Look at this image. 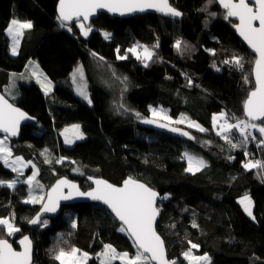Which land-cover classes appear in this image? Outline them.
Masks as SVG:
<instances>
[{
  "label": "trees",
  "instance_id": "trees-1",
  "mask_svg": "<svg viewBox=\"0 0 264 264\" xmlns=\"http://www.w3.org/2000/svg\"><path fill=\"white\" fill-rule=\"evenodd\" d=\"M58 1L0 0V90L12 72L23 71L33 59L57 83L55 87L73 94L70 72L82 63L91 103H72L56 92L45 93L35 81L20 84V97L13 103L37 121L24 125L20 136L11 139L15 152L41 165L38 178L46 182V188L62 175L78 179L82 188L90 186L85 174L115 184L128 176L146 182L160 193L157 231L175 264H188L183 253L189 249L196 256L207 254L210 264H264V171L243 167L248 151L264 159V145L258 144L264 137L252 129L258 136L256 141L249 138L243 143L235 129L228 134L229 139L243 146L233 148L213 134L212 118L225 105H233L228 110L234 118H245L244 101L255 83L251 68L256 58L237 36L234 20L222 16L223 8L216 0H170L183 13L181 19L157 14L120 18L100 13L90 24V35L84 37L75 21L60 26L56 19ZM12 19L31 21L33 25L22 34L17 55L9 52L5 33ZM104 32L111 38L106 39ZM177 40L182 46L186 44L183 54L175 48ZM137 42L158 45L147 67L126 55ZM234 54L244 57L247 74L233 64L223 63ZM119 55L126 58L118 59ZM91 57H103L128 75L126 82L120 79L125 88L121 112L113 92L91 71ZM160 105L168 109L170 116L186 115L208 131L182 125L191 134L177 137L140 126V117L135 113L146 117L150 106ZM69 124L81 125L85 138L67 146L59 133ZM214 141L216 150L212 147L216 146ZM219 141L229 148L224 149ZM254 144L259 145L258 149ZM45 150L50 158L43 155ZM185 151L205 158L206 167L195 173L186 171ZM57 157L65 160L57 163ZM46 159L51 162L46 163ZM15 177L19 176L0 161V181ZM28 194L29 188L23 184L14 189L0 185V218L12 219L14 213L20 229L9 236L0 226V239H8L17 247L16 240L29 234L34 242L33 264H60L55 259L60 249L89 251L92 256L86 264H102L98 253L106 244L119 252L136 251L127 233L119 231L122 224L100 202L65 205L57 218L46 220V226H29L40 205L25 203ZM246 194L253 199L255 220L238 200ZM192 244L199 247L192 248ZM112 264L123 263L115 260Z\"/></svg>",
  "mask_w": 264,
  "mask_h": 264
},
{
  "label": "snow or ice",
  "instance_id": "snow-or-ice-1",
  "mask_svg": "<svg viewBox=\"0 0 264 264\" xmlns=\"http://www.w3.org/2000/svg\"><path fill=\"white\" fill-rule=\"evenodd\" d=\"M213 0H209L212 3ZM217 2L226 10L225 19L235 17L238 19V23L234 25L239 35L247 42L249 47L256 54L257 58L254 61V75L255 83L254 89L249 93L247 99L244 101V113L248 118L246 120H236V123H228L227 114L221 112L219 115L213 116V127H218L216 135L221 136L231 147L243 146L249 138L255 139L252 135L251 130L257 129L259 134L264 137V0H217ZM148 9H155L159 12L165 13L173 17H179L182 13L176 8L172 7L169 0H59V14L57 20L60 22L61 27H67V23L76 19L79 21L78 27L81 29L82 35L87 37L93 30L92 26L85 25V21H88L98 10H107L111 13H118L120 15L131 14L135 12H144ZM206 11V8L203 9ZM210 15H215L211 13ZM32 23L25 22L20 23L17 20H12L11 25L7 29V32L12 36L13 39V54L16 53V44L18 43L19 37L22 35L23 29H31ZM70 31V29H69ZM104 37L111 38V34L108 32L103 33ZM137 47H143V53L137 52ZM155 47H158L156 45ZM184 47L182 41L177 40L175 43L176 50L183 54ZM119 49H117V52ZM135 54L138 60L144 63V66H148V61L153 59L155 53L151 51L148 46L137 45L127 50ZM93 55H97L93 53ZM118 59H125V56H118ZM103 60V57H99ZM224 64H233L234 66L243 69L244 57L234 54L231 60L223 61ZM215 66V65H214ZM77 71H80L78 69ZM75 78V74H74ZM127 81V77L123 78ZM245 83L249 82L247 76L244 77ZM51 82L48 84H42L45 93L50 91ZM189 86H191V79L189 78ZM79 94L91 103L88 98L86 90L83 88L77 89ZM150 111L153 116H160L161 119L170 120V117L163 115L165 109L153 108L150 106ZM139 118L140 113H135ZM31 119L26 113L20 109L13 107L9 104L3 96H0V131L7 133L10 136H16L18 134L19 124L21 120ZM187 118L183 115L175 123H184ZM223 120V123L220 121ZM261 121V124L254 123L253 121ZM145 123L157 124L158 121L155 119H146ZM162 128H168L169 124H159ZM189 127L196 128L200 132L208 131L196 122H190ZM232 129H236L243 138L241 145L232 144L229 139V133ZM72 130L74 138H69L67 135L68 129H65V142L72 144L77 139H83V133L80 132L79 125H73ZM171 131L180 132L184 136L190 134L181 129L172 127ZM194 139V137H192ZM8 137L5 136L4 140H0V159L8 167H12L13 171L19 172L20 169L13 167V164H21L22 157H17L13 164H9V157L12 155L11 149L7 147L6 141ZM259 145H264V139L258 141ZM47 150H45V153ZM184 158H187L188 167L186 171L195 173L201 171L202 168L206 167V162L201 158H196L188 153L184 154ZM63 157L58 159L57 163L63 162ZM232 159V157H229ZM46 163L51 161L45 160ZM74 163V162H73ZM23 166V165H22ZM34 167V166H33ZM245 169H256L264 168V163L261 161H255L254 163L249 161L243 165ZM78 170V169H77ZM38 171V170H37ZM36 176V172L28 178L26 181L28 184H32ZM89 180L92 177L88 178ZM17 181H0V185H6L11 188H15ZM95 188L91 191L82 192L77 184L68 181L67 179H60L56 185L52 187L51 192L48 194L47 203H43L44 197H29L26 202L30 203H43V212H55L59 207L61 200H70L74 196L78 197H90L92 200L101 201L106 204L111 211L115 214V218H118L122 222V226L119 229L121 232L127 233L133 242L136 249L134 255H130L128 252H117V250L111 245H104V250L100 253L103 257L102 264H112L115 260L123 261V264H150L155 261L156 264H175V261H169L166 258L164 241L155 231V221L159 214V209L155 206L158 193L147 185L134 180L132 177H128L122 183V186H116L110 184L106 180L96 179L94 181ZM37 187L40 185L37 183ZM68 188V194L63 193V189ZM55 194V195H53ZM165 199L167 197H164ZM240 203L244 206L245 212L255 220V216L252 211L251 198L245 196L241 199ZM14 213L12 219L0 218V226L6 228L9 236L20 229L15 227ZM31 224H41L42 226L47 225V221H42L38 214L34 219L30 220ZM195 226V225H194ZM72 227H76V222H72ZM22 245V251H16L12 244L7 239H0V264H31L32 248L31 240L29 237L24 238L19 242ZM191 244V241H189ZM192 248H198L199 245L192 244ZM184 257L193 261V264H200L201 261L204 264H209V257L207 254L199 257H192L191 249L188 252L183 253ZM87 252H81L78 248H72L70 252H65L60 249L55 254V259L60 261V264H86L89 259Z\"/></svg>",
  "mask_w": 264,
  "mask_h": 264
},
{
  "label": "rangeland",
  "instance_id": "rangeland-1",
  "mask_svg": "<svg viewBox=\"0 0 264 264\" xmlns=\"http://www.w3.org/2000/svg\"><path fill=\"white\" fill-rule=\"evenodd\" d=\"M110 15V14H109ZM226 15V10H224L223 9V11H222V16H225ZM112 16V15H111ZM230 19V18H229ZM12 20H14V19H12ZM11 20V21H12ZM15 20H17V19H15ZM230 20H234V19H230ZM17 21H19L20 23H25V22H29V21H26V20H17ZM31 22V21H30ZM32 23V22H31ZM75 23L78 25L79 24V21H75ZM234 24H235V20H234ZM11 25V22H10V24H9V26ZM9 26H8V28H9ZM87 26V25H86ZM234 26V25H233ZM7 28V29H8ZM7 29H6V35L8 36V38H9V52L12 54V55H17L18 54V52H19V48H20V44H21V39H22V35L19 37V40H18V43L16 44V49H17V51H16V53L15 54H13V51H12V48H13V39H12V36L7 32ZM70 28L68 27V30H69ZM78 29L81 31V29L78 27ZM22 31V34L24 33V31H25V29H23V30H21ZM70 31H71V29H70ZM82 33V32H81ZM91 33V32H90ZM90 33H89V35H90ZM88 35V36H89ZM137 45H140V46H144V45H146V46H148V48L151 50V51H155L156 52V47L153 45V47L151 46V45H149V44H144V43H141V42H137L136 43V45H134L133 47H135V46H137ZM132 47V48H133ZM137 52H140L141 54L143 53V47H137ZM154 52V53H155ZM127 54H129V55H132L134 58H136V56H135V54H133L132 52H126V55ZM254 55V54H253ZM120 56V55H119ZM254 57L256 58V55H254ZM92 58V63H93V66L91 67V71L92 72H94V73H96L97 74V76L98 77H100V80H101V82H102V84L104 85V86H106L107 88H109L112 92H113V94L115 95V101H116V106H118V111L119 112H121V110L123 109V107H122V97H121V94H122V92H124L125 91V88L122 86L123 84L120 82V79H122V82L124 83V82H126V81H124L123 80V78L124 77H127V79H128V75L127 74H123L121 71H119V69L115 66V65H113L112 66V64L111 63H109V62H107V61H105V60H101V59H97V58H95V57H91ZM142 62V61H141ZM254 62V61H253ZM28 65H26L25 66V68L23 69V71H21V72H12L11 74H10V78H9V81H8V83L7 84H5L4 86H3V88H2V92H3V94L4 95H6V97L9 99V100H11L12 102H17L18 101V99H19V97H20V94H21V89H20V84H24V83H27V84H29V83H31V81H35V82H37L41 87H42V84H44V85H46V84H48V82L50 81L51 82V85H50V91L49 92H47V93H51V92H56L58 95H59V97L60 98H63V99H65V100H67V101H69V102H72V103H77L78 102V100H80V101H83L84 103H86L87 104V106H90V103L88 102V100H86V99H84V97L83 96H81L80 94H79V92H78V88H83L84 90H86V92H87V95H88V98L90 99V92H89V83H88V79H87V76H86V71H85V69H84V66H83V64L82 63H79L78 65H76L74 68H73V70H72V72H70V81H72V87H73V94H69L65 89H63V88H61V87H55V84L57 85V83H53V81L49 78L50 76H48L47 75V73L44 71V69L39 65V63L36 61V60H33V59H30L29 61H28ZM143 63V62H142ZM253 66H254V63H253ZM253 66H252V68H253ZM251 68V69H252ZM78 69H80V71H77ZM241 70V69H240ZM243 73H244V75L245 74H247L245 71H246V69H242L241 70ZM74 74H75V78H74ZM252 77H253V69H252ZM255 82V81H254ZM42 89L44 90V87H42ZM124 90V91H123ZM45 92V91H44ZM123 96V95H122ZM151 107H153V108H157V109H160L161 107L163 108V109H165L166 111H165V113H163V115H166V116H168V117H170V120H164V119H161V117L160 116H153L152 115V113H151V111H150V113H149V116H146L147 118H154V119H156V120H161V121H163V122H165V123H169L171 126L172 125H174V126H176V127H179L180 129H181V131L183 132V131H186L185 129L186 128H181L180 126H182V125H186V126H188L189 127V124H190V122H193L194 120H191V119H189V117L188 116H184V117H186L187 119L185 120V122L184 123H175V121H177V120H179L181 117H173V116H170V114H169V111H168V109L167 108H165L164 106H162V105H160V106H151ZM232 110L233 109V105H225L224 107H223V109L221 110V111H219V112H217L216 113V115H219L221 112H224V113H226L227 114V117H228V123H230V124H234V123H236V120L237 119H239V120H241L240 118H234V116H235V114H233V113H231L229 110ZM123 112H126V111H123ZM244 116H245V114H244ZM145 116H143V115H141L140 116V120L142 121L144 118H146ZM248 119V118H247ZM243 120H246V118H244ZM195 122V121H194ZM224 121L223 120H221L220 121V123H223ZM141 123V122H140ZM27 124H30V123H27ZM26 125V124H25ZM73 125H78V124H69V125H67L66 127H64V129L62 130V131H60V133H59V136L62 138V140H63V143L65 144V145H67V146H69V145H73L74 143H76L77 141H81V140H83L84 138H85V134H84V132H83V130H82V127H81V125H79L80 126V132H82L83 133V139H77V140H75V142L74 143H72V144H67L66 142H65V129H68L69 131L67 132V135H68V137L69 138H74V133H73V130H72V126ZM179 125V126H178ZM141 126V125H140ZM144 128V127H143ZM190 129H193L192 127H189ZM148 129V128H147ZM215 130H216V132L219 130L218 129V127H215V129H213V134L214 135H216L215 134ZM233 130H235V129H232V131ZM255 130H257V129H255ZM156 131V130H155ZM231 131V132H232ZM258 131V130H257ZM156 132H159V131H156ZM162 132V131H161ZM161 132H159V133H161ZM163 133H165V132H163ZM169 134V133H168ZM169 135H171V134H169ZM172 135H174V134H172ZM5 136H7V135H4V134H1L0 133V140H4V138H5ZM174 136H177V137H181L182 136V134L181 135H174ZM8 137V139H7V141H6V144H7V147H9L10 149H11V153H12V155L9 157V164H13V162L16 160V158L17 157H22L23 159H22V162H21V164H13V167H16V168H19L20 169V171L19 172H17V171H13V168L12 167H8L5 163H4V161L2 160V159H0V161L1 162H3V164L8 168V169H10V170H12L17 176H19V177H15V178H13L12 180H10V181H13V180H15V181H17V183H16V185H15V187L17 186V185H19V184H23V185H26L28 188H29V194H28V196L27 197H25L24 198V202L25 203H28V204H33V203H30V202H26V201H28L29 200V197L30 196H32V197H41V196H43L44 197V200H45V197H46V192H47V190H48V188H46L47 187V185H46V182L43 180V179H39L38 178V172H39V170L41 171V165H39L38 163H36V162H33V161H28V160H26L24 157H23V155L22 154H19V153H16L15 152V148H14V146H13V143H12V140H11V138L9 137V136H7ZM218 137V136H217ZM258 137V136H257ZM257 137H255V139H251V141L253 140V141H256V139H257ZM251 138V137H250ZM219 140V139H218ZM210 142V141H209ZM218 143V142H217ZM223 143V142H222ZM220 141H219V144L221 145L222 144ZM214 144H216V141H214ZM255 145V147H256V149H258V147H259V145H257V144H254ZM222 147H224V149H228L229 147L226 145H221ZM213 147V149H217L218 148V146H217V144H216V146H212ZM15 152V153H14ZM185 153H188L189 155H191V156H193V157H196V158H201V159H203V161H205L206 162V159L205 158H203V157H201V156H199V155H197V154H193V153H191V152H189V151H185L184 152V154ZM43 155L46 157V156H48V154L47 153H43ZM245 156H246V160H247V162L246 163H248L249 161H251V162H255V161H261L262 163H264V159H263V156L261 155V154H255V153H252V151H248V152H246V154H245ZM49 157V156H48ZM50 158V157H49ZM61 157H57L55 160L57 161L58 159H60ZM37 159V158H36ZM35 159V160H36ZM183 159H185L186 160V162H187V158H184V156H183ZM47 160H50V159H47ZM65 160V158L63 159V161ZM43 163H44V161H43ZM46 164V163H45ZM23 165V166H22ZM187 165H188V162H187ZM32 166V168L30 169V173H27L28 172V168L29 167H31ZM34 166V167H33ZM188 167V166H187ZM38 170V171H37ZM256 170L259 172V171H264V168H256ZM34 172H36V176H35V179H34V181H33V183L32 184H28L26 181L28 180V178L30 177V176H32L33 175V173ZM23 175H25L26 177L24 178L23 177ZM85 175H88V174H85ZM20 176H21V178H20ZM63 176V175H62ZM66 176V175H65ZM60 177V176H59ZM58 177V178H59ZM38 178V179H37ZM57 179V178H56ZM55 179V180H56ZM72 179H74V178H72ZM54 180V181H55ZM74 180H77L79 183H80V181L78 180V179H74ZM46 181H50V180H46ZM53 181V182H54ZM5 182H8V181H5ZM52 182V181H51ZM50 182V183H51ZM53 182L51 183V185L53 184ZM37 183L40 185V187H37ZM11 188V187H10ZM12 189H14V188H12ZM245 196H248V197H250L248 194H246V195H243V196H240V198L238 199L239 201H241V199H243ZM251 198V197H250ZM43 200V201H44ZM251 201H252V211H253V215H254V210H253V208H254V202H253V199H251ZM35 204H39V205H41L42 203H35ZM243 206V205H242ZM243 208H244V206H243ZM5 218H8V219H10L9 217H5ZM48 218H43V220L42 221H46ZM12 222L14 223V225H15V227H17L16 226V224H15V221L14 220H12ZM18 228V227H17ZM15 248H18V247H15ZM79 249V248H78ZM81 250V252H87L88 254H89V257L91 258V256H92V253H90L89 251H86V250H82V249H80ZM103 251H101V252H99L98 253V256H99V258H100V260L102 261V259H103V257H101L100 256V253H102ZM117 252H119V251H117ZM135 253V252H134ZM134 253H129L130 255H134ZM191 255H192V257H199V256H204V255H199V256H196L192 251H191ZM89 258V259H90ZM89 259L87 260V262L89 261ZM86 262V263H87ZM210 262H211V258L209 259V264H210ZM122 263H123V261H122ZM150 264H151V262H150ZM188 264H193V261H191V260H189L188 261ZM200 264H204V262L203 261H201L200 262Z\"/></svg>",
  "mask_w": 264,
  "mask_h": 264
},
{
  "label": "water",
  "instance_id": "water-1",
  "mask_svg": "<svg viewBox=\"0 0 264 264\" xmlns=\"http://www.w3.org/2000/svg\"><path fill=\"white\" fill-rule=\"evenodd\" d=\"M217 1V0H216ZM249 2H250V0H249ZM169 3H170V5L173 7V5L171 4V1L169 0ZM218 3V2H217ZM218 5L219 6H221L219 3H218ZM222 7V6H221ZM223 8V7H222ZM178 10V9H177ZM225 10V9H224ZM180 11V10H179ZM181 12V11H180ZM100 13H106V14H110V15H112V16H115V17H120V18H124V17H132V16H134V15H145V14H157V15H160V16H162V17H165V18H172V19H181L182 18V16H183V13H182V15L181 16H179V17H173V16H170V15H167V14H165V13H162V12H159V11H157V10H155V9H148V10H146V11H144V12H135V13H131V14H125V15H120V14H118V13H111V12H108L107 10H98L92 17H90L89 18V20L88 21H85L84 23H85V25H89V24H91L92 23V21L95 19V18H97L98 17V15L100 14ZM59 14V1H58V5H57V15ZM230 19H234L235 20V24H237L239 21H238V19L237 18H235V17H232V18H230ZM72 21H76V19H73ZM71 21H69V22H66L67 24H69ZM234 24V25H235ZM234 27V26H233ZM235 28V27H234ZM235 31H236V34H237V36L242 40V42L246 45V47L247 48H249L251 51H252V53L254 54V55H256L254 52H253V50L249 47V45L247 44V42L239 35V33H238V31L236 30V28H235ZM256 58H257V56H256ZM253 80L255 81V75H254V66H253ZM254 89V88H253ZM252 89V90H253ZM251 90V91H252ZM0 96H3L4 97V99L5 100H7L8 101V103L9 104H12L13 105V107H15V108H18V109H20L22 112H24V113H26L27 114V116L28 117H30L31 119H24V120H21L20 121V124H19V129H18V134L16 135V136H10V135H8L7 133H4V132H2V131H0V133L1 134H4V135H7V136H9L11 139H16V138H18L19 136H20V134H21V128L25 125V124H27V123H36V119L35 118H33L32 116H30L24 109H22L19 105H17V104H15V103H13L11 100H9L3 93H2V91L0 90ZM247 99V98H246ZM245 118L247 119V117L245 116ZM146 119H154V118H144L142 121H141V123H140V125L142 126V127H144V128H148V129H152V130H156V131H159V132H165V133H169V134H174V135H181V133L180 132H173V131H171V128L172 127H176V126H174V125H170L169 123H166V124H169V127L168 128H162V127H160L159 126V124H161V123H165V122H163V121H161V120H157L158 121V123L157 124H149V123H145L144 121L146 120ZM156 120V119H155ZM254 123H257L258 124V122H261V121H259V120H257V121H253ZM176 128H179V127H176ZM180 129V128H179ZM186 130V129H185ZM186 132H188L189 134H191L189 131H187L186 130ZM89 177H92V179L91 180H89L88 178ZM129 177V176H128ZM128 177H126L125 179H127ZM60 179H67L68 181H71L72 183H75V184H77L78 186H79V188H80V191H82V192H87V191H91L93 188H95V183H94V181L96 180V179H101V180H106V179H104L103 177H101V176H97V175H90V174H88V175H85V179L90 183V187H88V188H86V189H84V188H82L81 187V185H80V183L77 181V180H74V179H72L71 177H69V176H65V175H63V176H60L59 178H57L54 182H53V184L52 185H50L49 186V188H48V190H47V197H48V194L51 192V190H52V187L54 186V185H56V183H57V181L58 180H60ZM124 179V180H125ZM134 179V178H133ZM123 180V181H124ZM134 180H137V179H134ZM106 181H108L110 184H113V185H116V186H122V183L121 184H115V183H112V182H110L109 180H106ZM137 181H139V180H137ZM140 183H143V184H145V185H147L149 188H151L146 182H143V181H139ZM152 189V188H151ZM153 190L155 191V192H157L154 188H153ZM63 193L65 194V195H67L68 194V188H64L63 189ZM159 195H158V197H157V199H156V207L159 209V201L161 200V196H160V193L159 192H157ZM53 195H55V194H53ZM47 197L45 198V200L43 201V203H47L48 201H47ZM93 202H100V203H102V204H104L103 202H101V201H95V200H92L90 197H78V196H74L72 199H70V200H61L60 201V203H59V207L57 208V210L55 211V212H43L42 211V207H43V203L40 205V207L38 208V210H37V212L34 214V216L30 219V220H32V219H34L38 214L40 215V218H41V220H43V218L45 217V218H50V219H52V218H57L61 213H62V210H63V207L65 206V205H69V206H72V205H75V204H77V203H93ZM105 206H107L106 204H104ZM108 207V206H107ZM109 208V207H108ZM110 209V208H109ZM110 211H111V209H110ZM112 212V211H111ZM113 213V212H112ZM113 215L115 216V214L113 213ZM160 209H159V214H158V216L156 217V221H155V225H154V227H155V231H156V233L161 237V239L164 241V239H163V237L158 233V231H157V223H158V221H159V219H160ZM121 224H122V222L118 219V218H116ZM28 225L29 226H36V225H38V224H31V223H29L28 222ZM24 236H27V237H29V239L31 240V242H32V244H31V248H32V256H31V264H33L34 263V242H33V240H32V238L30 237V235L29 234H26V235H23L22 237H20V238H18L17 240H16V246L18 247V248H15V246H14V244L11 242V241H9L8 239V241H9V243L10 244H12V247L16 250V251H22L23 250V248H22V245H20V241L24 238ZM164 248H165V253H166V258L171 262L172 260H170V258L168 257V247L166 246V244H165V241H164ZM152 264H156V262L155 261H152Z\"/></svg>",
  "mask_w": 264,
  "mask_h": 264
},
{
  "label": "bare ground",
  "instance_id": "bare-ground-1",
  "mask_svg": "<svg viewBox=\"0 0 264 264\" xmlns=\"http://www.w3.org/2000/svg\"><path fill=\"white\" fill-rule=\"evenodd\" d=\"M21 130H22V128H21ZM84 179H85V176H84ZM85 180H86V179H85ZM86 181H87V180H86ZM87 182H88V181H87ZM88 183H89V182H88ZM89 184H90V183H89ZM89 187H90V186H89ZM45 195H46V197H47V192H46V194H45ZM46 197H45V198H46Z\"/></svg>",
  "mask_w": 264,
  "mask_h": 264
},
{
  "label": "built area",
  "instance_id": "built-area-1",
  "mask_svg": "<svg viewBox=\"0 0 264 264\" xmlns=\"http://www.w3.org/2000/svg\"><path fill=\"white\" fill-rule=\"evenodd\" d=\"M251 132H252V130H251ZM252 135L254 136L253 132H252Z\"/></svg>",
  "mask_w": 264,
  "mask_h": 264
},
{
  "label": "clouds",
  "instance_id": "clouds-1",
  "mask_svg": "<svg viewBox=\"0 0 264 264\" xmlns=\"http://www.w3.org/2000/svg\"><path fill=\"white\" fill-rule=\"evenodd\" d=\"M84 189H86V188H84Z\"/></svg>",
  "mask_w": 264,
  "mask_h": 264
},
{
  "label": "crops",
  "instance_id": "crops-1",
  "mask_svg": "<svg viewBox=\"0 0 264 264\" xmlns=\"http://www.w3.org/2000/svg\"><path fill=\"white\" fill-rule=\"evenodd\" d=\"M196 129V128H195Z\"/></svg>",
  "mask_w": 264,
  "mask_h": 264
}]
</instances>
